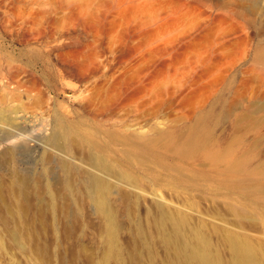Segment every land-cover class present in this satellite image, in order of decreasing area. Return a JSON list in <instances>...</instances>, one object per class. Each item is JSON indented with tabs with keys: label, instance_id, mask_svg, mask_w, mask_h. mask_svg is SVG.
I'll return each instance as SVG.
<instances>
[{
	"label": "rangeland",
	"instance_id": "obj_1",
	"mask_svg": "<svg viewBox=\"0 0 264 264\" xmlns=\"http://www.w3.org/2000/svg\"><path fill=\"white\" fill-rule=\"evenodd\" d=\"M162 215L264 251V0H0V264H175Z\"/></svg>",
	"mask_w": 264,
	"mask_h": 264
},
{
	"label": "bare ground",
	"instance_id": "obj_2",
	"mask_svg": "<svg viewBox=\"0 0 264 264\" xmlns=\"http://www.w3.org/2000/svg\"><path fill=\"white\" fill-rule=\"evenodd\" d=\"M70 182L71 180L67 179L66 184L70 186ZM51 184L56 190L58 184L54 182ZM24 189L25 192L28 190L26 186ZM166 222L170 229H168L169 233L165 231L167 237L164 242L172 250L175 264H264L263 248L244 239L228 237L226 244L229 252L226 254L229 255L228 258H224L223 253L221 254L218 248L211 245L209 236L207 238L201 232L195 231L193 233L196 236L195 239L190 240L186 234L183 235L184 222L181 219L162 215L159 220L160 228L165 229Z\"/></svg>",
	"mask_w": 264,
	"mask_h": 264
}]
</instances>
